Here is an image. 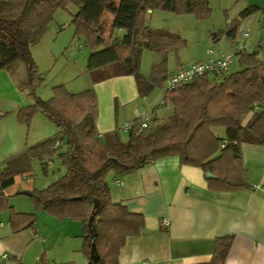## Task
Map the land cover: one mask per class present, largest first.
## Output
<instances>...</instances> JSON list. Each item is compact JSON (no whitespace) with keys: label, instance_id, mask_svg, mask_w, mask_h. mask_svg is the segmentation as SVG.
<instances>
[{"label":"trees","instance_id":"trees-1","mask_svg":"<svg viewBox=\"0 0 264 264\" xmlns=\"http://www.w3.org/2000/svg\"><path fill=\"white\" fill-rule=\"evenodd\" d=\"M69 3L76 7L71 18L74 36H82L92 48L86 64L91 82L133 75L139 93L144 94L153 84L164 82L168 54L187 44L177 33L144 24V14L160 8L206 17L208 0H0V70H8L17 88L32 97V102L18 108L17 122L28 125L41 112L57 128L53 136L6 159L0 170V209H10L8 223L13 232L33 228L35 213L13 210L2 199L3 189L14 183L16 175L30 174L34 160L46 173L48 162L57 155L64 173L47 187L31 188L32 201L55 217L81 223L85 264H119L120 248L128 236L141 231L145 219L111 200L108 174L123 176L172 157L179 164L201 168L205 176L210 173L206 179L211 189L249 187L241 145H264V62L257 57V49L244 48L234 53L240 69L201 76L165 90L162 99L171 104V115L162 123H155L154 118L147 128L129 131L128 140L123 141L117 129L98 132L97 96L92 86L72 93L59 84L47 100L35 94L42 76L31 46L44 35L54 11ZM258 8L248 5L242 9L239 19L226 30L228 38L234 40L240 19ZM143 49L160 55L147 79L138 73ZM247 114L250 117L243 123ZM213 127H223L224 135H216ZM90 214L93 219L88 224ZM232 241L233 235L218 236L211 259L197 264H225ZM92 242L96 259L90 257Z\"/></svg>","mask_w":264,"mask_h":264},{"label":"crops","instance_id":"crops-1","mask_svg":"<svg viewBox=\"0 0 264 264\" xmlns=\"http://www.w3.org/2000/svg\"><path fill=\"white\" fill-rule=\"evenodd\" d=\"M222 53L229 51L223 49ZM201 60L205 59L178 54L176 65L167 66V76ZM91 84L97 92L96 127L101 134L118 130L119 118L130 120L145 109L140 102L143 94L139 93L133 75L112 76ZM104 85H109L106 90H102ZM17 91L9 71L0 70V92H3L0 100L17 98L8 113L13 114L26 105ZM161 109L155 110L154 118L160 119L158 112ZM241 163L249 187L238 190L211 189L201 168L179 164L172 157L150 162L123 176L115 177L109 173L111 200L125 205L131 212L141 213L145 219L141 231L128 236L120 248L119 264L208 262L214 252L215 239L223 235H233L225 264H264V190L256 188L264 184V145L243 143ZM116 179L120 180L119 184L115 183ZM21 188L31 189L30 186ZM163 218L169 220L168 225L161 223ZM65 220L63 218L62 223L67 232L62 236L74 239L68 242L69 246L82 251L81 223ZM58 236L51 244L60 240ZM2 254L10 256L6 252ZM86 261L85 256L83 262Z\"/></svg>","mask_w":264,"mask_h":264},{"label":"rangeland","instance_id":"rangeland-1","mask_svg":"<svg viewBox=\"0 0 264 264\" xmlns=\"http://www.w3.org/2000/svg\"><path fill=\"white\" fill-rule=\"evenodd\" d=\"M248 5H256L259 8L248 17L240 19V26L234 40L228 38L227 28L239 19V12ZM208 6L209 14L206 17H197L190 13L177 14L160 8H153L144 14L143 21L147 26L177 33L187 42L183 49L176 53H169L167 66L176 65L178 54L189 58L207 59L217 57L223 49H227L233 55L228 71H236L240 69V65L231 43L239 38V31L244 28L248 30V36L243 42L245 49L247 51L257 49V57L264 62V0H208ZM75 11L76 7L72 3L65 8H57L42 38L31 46L32 57L42 76V83L36 88L35 94L43 100L50 99L53 95V87L59 84H63L72 93L92 86L90 74L86 71L88 55L92 48L82 36H74L75 27L71 18ZM209 50H212V53H209ZM159 59L160 55L157 52L149 49L142 50L138 73L143 79L150 76L153 64ZM107 86L109 85H104L102 90H106ZM18 91L17 95L22 103L32 102L30 95L20 89ZM164 92V82L160 85L153 84L141 96L140 102L145 109L151 110L160 102ZM2 94L3 92H0L1 98ZM14 97L16 96H13V100L10 101L0 100V170L3 169L6 159L57 132L54 123L41 112H36L28 125L16 123L17 110L13 114L7 112L14 106V101L17 99ZM171 113L172 107L170 103H167L159 110L160 119H156L155 123L166 121ZM249 117L250 114H247L243 123ZM130 120L122 121L119 118V126ZM118 131L121 140H128V132ZM213 131L218 136L224 135L223 127H213ZM60 150L63 151L64 148ZM63 173L64 168L57 155L48 162L46 173L40 162L34 160L30 174L16 175L14 183L3 189V201L12 206L13 210L34 212L36 226V230L33 227L13 232L8 223L10 209L8 207L0 209L2 223L0 261L3 264H18V262L22 264H85L83 252L74 250L73 246L68 244L74 239L62 236V233L67 232L62 223L63 218L55 217L39 208L30 195L16 193L25 186L36 189L47 187ZM67 218H64L66 219L64 222H75L74 219ZM57 234L60 240L51 244L52 240H56ZM41 240L45 242L41 243ZM4 252L9 253L10 256L2 258L1 255Z\"/></svg>","mask_w":264,"mask_h":264},{"label":"built area","instance_id":"built-area-1","mask_svg":"<svg viewBox=\"0 0 264 264\" xmlns=\"http://www.w3.org/2000/svg\"><path fill=\"white\" fill-rule=\"evenodd\" d=\"M239 38L235 39L236 41H233L231 43V46L234 50V53L236 51L244 49V40L248 36V30L247 28L240 29ZM209 53H212V50H209ZM233 61V55L230 53H222L217 57H210L205 60L197 61L188 64L187 66L180 67L177 69L174 73L168 75L164 80V86L165 90L169 91L174 88H177L179 86H182L198 77L201 76H210L216 72H226L229 70V65ZM167 102H165L162 98L160 102L156 105V107L152 110H140L135 118H133L130 121L123 122L118 130L123 132H129L131 130H137L141 131L152 123L154 119V113L156 109H160L163 106H165ZM25 179V178H24ZM116 184L120 183L119 179L115 180ZM256 188H261L264 190V184L256 186ZM161 223L163 225H168L169 220L167 218H163L161 220ZM0 222V226H1ZM2 258L8 257L7 254H2Z\"/></svg>","mask_w":264,"mask_h":264},{"label":"water","instance_id":"water-1","mask_svg":"<svg viewBox=\"0 0 264 264\" xmlns=\"http://www.w3.org/2000/svg\"><path fill=\"white\" fill-rule=\"evenodd\" d=\"M211 174L210 173H207L206 176H210ZM17 194H26V195H30L31 194V191L28 190V189H22V190H19L16 192ZM97 203L94 204V207H97ZM92 219H93V214H90L89 218H88V224H90L92 222ZM94 250H95V245L94 243L92 242L91 243V249H90V257L92 259H96L95 257V253H94Z\"/></svg>","mask_w":264,"mask_h":264}]
</instances>
